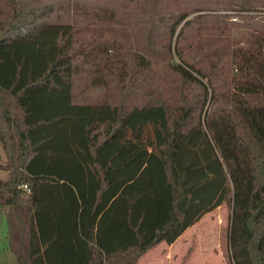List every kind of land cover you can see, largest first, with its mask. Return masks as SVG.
I'll use <instances>...</instances> for the list:
<instances>
[{
    "label": "trees",
    "instance_id": "1",
    "mask_svg": "<svg viewBox=\"0 0 264 264\" xmlns=\"http://www.w3.org/2000/svg\"><path fill=\"white\" fill-rule=\"evenodd\" d=\"M0 145L18 264H139L222 203L264 264V0H0Z\"/></svg>",
    "mask_w": 264,
    "mask_h": 264
},
{
    "label": "rangeland",
    "instance_id": "2",
    "mask_svg": "<svg viewBox=\"0 0 264 264\" xmlns=\"http://www.w3.org/2000/svg\"><path fill=\"white\" fill-rule=\"evenodd\" d=\"M0 162H5L1 145ZM7 175L8 172L0 168V179ZM26 196L24 192V197ZM229 221L230 205L222 203L172 248L167 243L160 242L140 257L139 264H231L225 252L224 237ZM7 242L6 208L0 206V264H18Z\"/></svg>",
    "mask_w": 264,
    "mask_h": 264
},
{
    "label": "crops",
    "instance_id": "3",
    "mask_svg": "<svg viewBox=\"0 0 264 264\" xmlns=\"http://www.w3.org/2000/svg\"><path fill=\"white\" fill-rule=\"evenodd\" d=\"M220 206V205H219ZM218 206V207H219ZM217 207V208H218ZM215 210V209H214ZM214 210H212L211 212H208V213H206L205 215H203L196 223H194L193 225H191V226H189L174 242H172V243H170V244H168L169 246H171V248L178 242V240H180V239H182L184 236H187L188 234V232L189 231H191V230H193L192 228H196V227H198V225H200L201 223H202V221H204V219H205V217L207 216V215H209L210 213H212ZM196 224V225H195ZM165 249V248H164ZM166 250H168V249H166Z\"/></svg>",
    "mask_w": 264,
    "mask_h": 264
},
{
    "label": "built area",
    "instance_id": "4",
    "mask_svg": "<svg viewBox=\"0 0 264 264\" xmlns=\"http://www.w3.org/2000/svg\"><path fill=\"white\" fill-rule=\"evenodd\" d=\"M23 189H24L25 195H29L30 194V189L28 188L27 185H24Z\"/></svg>",
    "mask_w": 264,
    "mask_h": 264
}]
</instances>
